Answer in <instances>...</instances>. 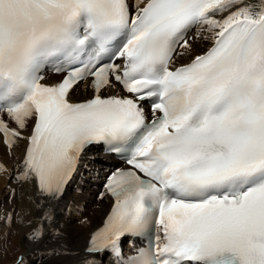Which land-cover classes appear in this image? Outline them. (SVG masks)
<instances>
[{
	"label": "snow or ice",
	"instance_id": "1",
	"mask_svg": "<svg viewBox=\"0 0 264 264\" xmlns=\"http://www.w3.org/2000/svg\"><path fill=\"white\" fill-rule=\"evenodd\" d=\"M22 143L37 245L93 146L123 163L102 226L40 264H264V0H0V144Z\"/></svg>",
	"mask_w": 264,
	"mask_h": 264
},
{
	"label": "bare ground",
	"instance_id": "2",
	"mask_svg": "<svg viewBox=\"0 0 264 264\" xmlns=\"http://www.w3.org/2000/svg\"><path fill=\"white\" fill-rule=\"evenodd\" d=\"M252 2H255V0H252ZM22 155L23 143L21 144V147L14 149V153L11 156L8 155L6 147L3 144H0V164H3L4 169H6H0V194L5 190H8L7 192L11 193L12 189H15V196L12 197L10 201H14L15 207L20 210L23 222L26 224L21 230L23 233L22 235H24L23 241L28 248L29 255L33 254V257H29L28 264H40L43 257L40 254H36V249H41V247L44 249V246L50 245L52 242L56 243L57 241L59 244L66 242L73 248L82 250L86 243V237L88 236L89 231L100 222V218L106 207L105 200H95V194L89 193L88 191H82L80 193H72L68 191L64 200L60 201L58 205L56 203L51 205L56 217L55 226L63 231V238L57 239L49 233V235L45 237V240L39 245L33 244L27 239V234L31 231L28 222L32 221L33 225L37 223L38 217L35 212L37 197L34 195L33 188L30 184L21 185L15 179V174L18 171L17 165L19 164V159ZM77 188H80V186H77ZM7 197H4V200L6 201V204H4L5 206L8 205L6 200ZM1 201L2 200L0 199V202ZM6 210L8 209L6 208ZM68 213L75 217L78 222L75 224L72 223L70 215H67ZM20 220L22 222L21 218ZM82 221L86 222L81 223ZM65 264H69V262H65Z\"/></svg>",
	"mask_w": 264,
	"mask_h": 264
},
{
	"label": "rangeland",
	"instance_id": "3",
	"mask_svg": "<svg viewBox=\"0 0 264 264\" xmlns=\"http://www.w3.org/2000/svg\"><path fill=\"white\" fill-rule=\"evenodd\" d=\"M7 191L8 190H5L2 194H0V199L2 200L0 202V217H2V215L6 216L7 214H9V213L2 214L1 211H3V210L7 211L6 208L8 210H10V205H11V206H14V213H15L16 220H15V222H13L14 220L12 218V222L10 223L11 228L9 226H5L4 224H3V226L0 225V250H2V251H0V264H11V263H13V260L15 259V256L17 253H19V254L27 253V257H28V261H29V257H31V256L33 257V254L29 255L28 248L25 246L24 241H23L24 235H22L23 233L21 231L22 228H24L26 226V224H24V222H23V218H22L20 210L17 209V207H15L14 201H10V198L8 199V197H9L8 195H10V193H8ZM4 197H7L6 200L10 203V205L9 204L6 206L4 205V204H6ZM67 215H70L72 223L75 224L78 222L77 219L75 217H73L70 213H68ZM20 218L22 219V222H21ZM9 228H10V231H8V233H6L5 236H3V231L7 230ZM57 244L60 245L57 241H56V243L52 242V244H50L52 246L51 248L56 247L54 245H57ZM43 248L44 249H50L49 245H46ZM41 249H42V247H41ZM36 254H38L37 249H36Z\"/></svg>",
	"mask_w": 264,
	"mask_h": 264
}]
</instances>
